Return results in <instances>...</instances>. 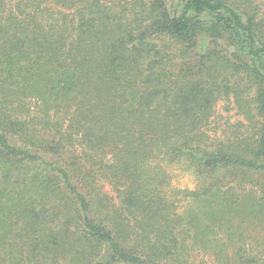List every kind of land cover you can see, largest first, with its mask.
Returning <instances> with one entry per match:
<instances>
[{
	"label": "trees",
	"instance_id": "trees-1",
	"mask_svg": "<svg viewBox=\"0 0 264 264\" xmlns=\"http://www.w3.org/2000/svg\"><path fill=\"white\" fill-rule=\"evenodd\" d=\"M251 175L264 217V0H0V264H264Z\"/></svg>",
	"mask_w": 264,
	"mask_h": 264
},
{
	"label": "rangeland",
	"instance_id": "rangeland-1",
	"mask_svg": "<svg viewBox=\"0 0 264 264\" xmlns=\"http://www.w3.org/2000/svg\"><path fill=\"white\" fill-rule=\"evenodd\" d=\"M236 92H238V90ZM236 94H233L231 92L227 98L217 102L215 114V117L217 119H215V125H212L218 134L219 132H221V134L224 133L223 136H230L232 138L234 134L242 133L246 130H249V132L252 131L253 128L257 127V125L261 122V119L256 113V110L252 107V96L254 94V89L248 88L243 90V88H241V94L235 96ZM175 175L176 177L174 179V183H178L181 186H187L189 188L194 187L195 181L194 178H192L190 175L177 170L175 172ZM250 180V185L246 186V188H249L250 190L242 194L243 198L245 197V200L239 210L237 212L235 211V218L232 219V221L225 223V226L217 227L220 229H227L231 227L235 231L243 232V234L249 233L251 238L255 240L253 241L254 243L259 242V247H256L254 245L252 251L251 245L244 246L245 250L241 249L239 251L240 253H243L242 255L245 254V256L258 254L259 251L257 250L264 248V224L262 223V221H264V217H257L259 213L258 210H256L257 208L254 202V197L258 195V191L255 187L253 188V182H262V178L257 175H251ZM103 191L106 195L109 196V198L114 196L112 190L107 184L103 186ZM240 192L241 191H239L238 193ZM113 202L115 201L113 200ZM182 212L183 208L180 209L181 214ZM241 238H243V235L240 237V240ZM234 251L236 253L237 249H235ZM202 255L203 254L197 257L196 262L198 264H206L205 261L200 260Z\"/></svg>",
	"mask_w": 264,
	"mask_h": 264
}]
</instances>
